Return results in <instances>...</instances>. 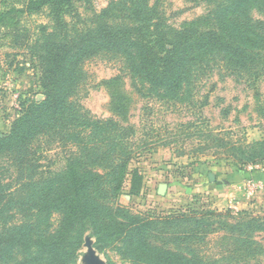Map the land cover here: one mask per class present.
Here are the masks:
<instances>
[{
	"label": "trees",
	"instance_id": "16d2710c",
	"mask_svg": "<svg viewBox=\"0 0 264 264\" xmlns=\"http://www.w3.org/2000/svg\"><path fill=\"white\" fill-rule=\"evenodd\" d=\"M208 1L213 8L207 14L180 27L165 24L160 0H110L91 23L77 6L90 0H25L21 9L0 13L3 22L17 11L48 8L54 23L36 56L45 97L26 106L0 137V264H76L86 229L98 249L118 240L142 263L260 264L264 214L227 208L137 215L111 204L128 176L137 178L129 166L133 128L115 117H96L77 99L84 63L101 54L120 57L136 84L170 102L183 100L196 75L217 62L256 80L264 73V20L252 11L264 15V0ZM113 87L112 111L126 114L129 96ZM39 138L71 146L59 171L40 169L33 149ZM239 151L243 164L264 160V137ZM7 173L13 179L5 182ZM130 193H139L138 187L132 184ZM55 213L61 218L52 228ZM213 241L220 251L202 254L200 246Z\"/></svg>",
	"mask_w": 264,
	"mask_h": 264
},
{
	"label": "rangeland",
	"instance_id": "374dc122",
	"mask_svg": "<svg viewBox=\"0 0 264 264\" xmlns=\"http://www.w3.org/2000/svg\"><path fill=\"white\" fill-rule=\"evenodd\" d=\"M24 1L0 0V13L21 9ZM109 1L90 0L77 3V6L81 17L91 23ZM212 8L208 0H160L159 3V13L171 27H180L204 16ZM49 12L48 8L34 14L17 11L0 21V137L9 133L13 121L26 106L45 97L36 56L39 44L54 30ZM70 14H65L66 19H72ZM252 16L264 20V15L256 9ZM42 26L47 28L45 34ZM83 68L86 80L77 96L80 103L96 117H115L133 128L130 137L135 145L129 166L131 170H138L137 178L129 175L123 192L111 204H118L137 215H167L187 209L223 211L227 208L217 206L207 188L195 189L198 173L203 172L207 185L209 172L224 174L232 180L245 171L264 170V160L241 163L239 151L240 145L264 137V73L256 80L239 77L217 62L196 75L192 89L182 96L183 100L170 102L150 94L145 85L136 84L120 57L97 55L88 59ZM114 84L130 99L127 113L119 116L112 111L111 105ZM70 147L61 142H47L46 138L33 142L35 159L40 169L47 172H57L63 167ZM5 179V182L11 181L12 174L7 173ZM164 182L174 185L172 194H158V185ZM132 184L138 187L139 193H130ZM252 195L253 202L257 199L259 203L247 210L264 214V193ZM11 213L15 220L20 218L17 211ZM60 218L59 213L52 215V228L58 225ZM86 237L93 239L98 254L107 264H147L127 256L118 240L100 250L89 229L83 232L84 241ZM84 244L76 264H81V257L87 250ZM201 247L202 254L220 251L214 241ZM259 261L264 264V252L259 255Z\"/></svg>",
	"mask_w": 264,
	"mask_h": 264
},
{
	"label": "crops",
	"instance_id": "0c3cea01",
	"mask_svg": "<svg viewBox=\"0 0 264 264\" xmlns=\"http://www.w3.org/2000/svg\"><path fill=\"white\" fill-rule=\"evenodd\" d=\"M210 173L215 175V181L210 180ZM208 178L209 182L207 185H205L203 172L200 174L198 173V181L195 184V189L198 190L200 186L202 188H207L210 191V196L216 201L217 206L219 205L226 208L235 207L236 209H238V207H242L247 209L249 207L255 206L256 202L259 203L257 199L253 202L255 199H251V196L253 195L249 193L247 188V183L251 179L258 181L262 185L261 189L256 193H264V170H259L258 172L245 171L235 175L232 180L227 179L228 177L224 174L220 175L216 172H209ZM173 190L174 185L168 184L167 192L169 195L172 194ZM192 190L194 191V189Z\"/></svg>",
	"mask_w": 264,
	"mask_h": 264
},
{
	"label": "water",
	"instance_id": "95a60500",
	"mask_svg": "<svg viewBox=\"0 0 264 264\" xmlns=\"http://www.w3.org/2000/svg\"><path fill=\"white\" fill-rule=\"evenodd\" d=\"M209 178L211 181H215V175L213 173L209 174ZM168 190L167 183H160L158 186V194L165 195ZM85 247L87 250L83 253L81 257V264H107L102 257L98 254L95 246L94 241L90 237H86Z\"/></svg>",
	"mask_w": 264,
	"mask_h": 264
},
{
	"label": "built area",
	"instance_id": "2783aa9c",
	"mask_svg": "<svg viewBox=\"0 0 264 264\" xmlns=\"http://www.w3.org/2000/svg\"><path fill=\"white\" fill-rule=\"evenodd\" d=\"M255 167L258 168L259 165H256ZM261 187L262 185L254 179L249 180L247 183V188L250 194H255L256 192H258V190L261 189Z\"/></svg>",
	"mask_w": 264,
	"mask_h": 264
}]
</instances>
